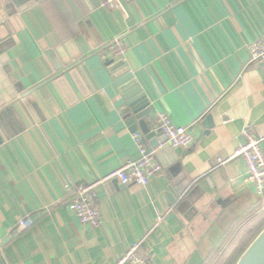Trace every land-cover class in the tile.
Segmentation results:
<instances>
[{
    "label": "crops",
    "instance_id": "0c3cea01",
    "mask_svg": "<svg viewBox=\"0 0 264 264\" xmlns=\"http://www.w3.org/2000/svg\"><path fill=\"white\" fill-rule=\"evenodd\" d=\"M105 1L42 0L11 14L0 2L1 258L115 264L143 241L149 264H236L264 228V201L235 156L245 127L264 138V66L247 65L264 36V0H119L114 10ZM117 38L127 52L109 65ZM77 64L84 73L55 84ZM123 68L133 81L119 85ZM137 88L154 108L153 132L166 113L192 126L195 144L171 147L174 164L155 156L163 173L147 187L98 184L101 223L90 228L69 210L67 186L99 183L137 161L135 134L151 147L133 131ZM180 176L187 185L175 197L169 186L177 191ZM23 219L31 226L21 228Z\"/></svg>",
    "mask_w": 264,
    "mask_h": 264
},
{
    "label": "built area",
    "instance_id": "2783aa9c",
    "mask_svg": "<svg viewBox=\"0 0 264 264\" xmlns=\"http://www.w3.org/2000/svg\"><path fill=\"white\" fill-rule=\"evenodd\" d=\"M103 5L109 9H120L119 0H106ZM250 59L247 65L264 66V36L256 39L250 46ZM127 47L123 39L117 38L111 44V55L114 60H124ZM192 126L175 125L166 113H159L156 118V131H160L166 138V143L172 148L189 149L195 144ZM244 143L236 151L235 156L241 157L246 164L244 182L251 185L260 201H264V138L260 137L250 127L242 132ZM134 140L139 148L140 158L119 169L111 171L99 183L78 185L76 188L67 186L71 196L68 208L76 214L80 222L90 228H98L101 223V210L95 188L98 184L117 181L123 186L147 187L150 181L163 173L161 164L155 159V152L150 151L143 143L140 135L135 134ZM225 161L217 159V165ZM264 203V202H263ZM32 224L30 219L19 222L21 228H28ZM143 241L132 244L129 250L116 261L115 264H149L141 253Z\"/></svg>",
    "mask_w": 264,
    "mask_h": 264
},
{
    "label": "water",
    "instance_id": "95a60500",
    "mask_svg": "<svg viewBox=\"0 0 264 264\" xmlns=\"http://www.w3.org/2000/svg\"><path fill=\"white\" fill-rule=\"evenodd\" d=\"M42 0H0L1 4L4 6V10L7 13H23L29 8L34 7L38 2ZM61 48L55 49V51H52L50 53V56H55V52H59ZM80 57V53H76L72 55L71 59L63 60L62 66H68L73 60H77ZM115 60H111L109 62V65H112ZM124 62L123 60H119V62ZM85 72V69L81 67V64L74 65L72 67H69L66 71H63L61 75H59L55 79V84L58 86H64L65 80L64 76L66 73H69L70 75L74 73ZM74 72V73H73ZM129 69L123 68L116 72L114 75V78L117 80V83L119 85L123 84L126 81H133V75L129 73ZM65 87V86H64ZM136 91L138 92V98L134 105L131 106V115L136 118L139 125L133 126V131H137L138 128L141 129L143 134L146 136L147 140L150 141V148L149 150H156L155 156L159 159H162L165 155H168L171 152V146L166 143V138L161 134L160 131L153 132L152 127L148 124V121H146L147 116L152 114L154 112V108L150 107V102L148 101L147 97L144 96L139 89L137 88ZM210 120V118H208ZM132 123V122H130ZM139 126V127H138ZM212 126V125H211ZM171 163H175L174 157L171 156V154L168 155ZM165 168H170L168 163L163 162ZM172 173V169L168 171L167 175L170 177L169 174ZM172 178V177H171ZM170 178V180H171ZM182 177H178L176 181H174L175 186L178 187L177 191L173 189L172 186H169V192H171L175 197L178 196L179 193H182L184 191V188L186 187V184H182ZM168 183V181H166ZM0 264H5L3 259L0 255ZM236 264H264V228L263 230L254 238V240L249 244V246L244 250V252L240 255L238 258Z\"/></svg>",
    "mask_w": 264,
    "mask_h": 264
}]
</instances>
